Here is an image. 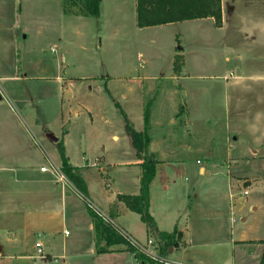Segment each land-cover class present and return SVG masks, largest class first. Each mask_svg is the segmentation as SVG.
<instances>
[{
	"label": "crops",
	"instance_id": "crops-1",
	"mask_svg": "<svg viewBox=\"0 0 264 264\" xmlns=\"http://www.w3.org/2000/svg\"><path fill=\"white\" fill-rule=\"evenodd\" d=\"M33 1L36 0H0V264H143L124 243L106 246L101 240L100 245L108 250L97 252L92 220L79 191L72 183L66 188L50 166L41 164L40 174H34L35 161L39 159L59 167V162L54 161L57 155L51 157L43 144L45 141L56 151L58 137L36 122L32 111L27 109L30 78L47 80L45 84H51L49 88L55 89L61 100L65 98L68 111L73 114L80 108L90 110L77 100L73 102L76 94L95 96L105 90L114 98L115 90L127 86L130 94L122 92L123 108L119 105L129 117L142 114L145 94L157 92L160 81L169 80L168 87L162 86L160 90L167 91L170 101L167 121L172 124L165 128L162 121L152 116L150 119L149 114L147 129L150 136L147 153L157 159L149 184V212L158 229H177L180 233L177 243L167 249L170 253L167 257L179 264H264V232L259 234L249 229L251 226H245L243 216L240 225L234 224L236 204V209L241 210L245 202L252 208L257 203V198L255 201L235 198L239 193L236 180L245 179L249 188L253 185L264 194V0H220V25L211 16L136 25L143 47L137 53L142 64L128 65L123 74L116 72L106 81L90 83L81 82L88 76L76 73L74 65L65 73L64 65L68 67L65 47H58L57 51L51 44L53 55L38 56L28 63L27 58L20 61V52L22 49L26 52L27 48L28 25L32 24L27 22L30 20L27 9ZM133 4L136 11V0ZM70 15L77 20L87 16ZM43 18L42 24L48 19ZM165 27H169L167 44L159 33ZM55 37L61 41L60 36ZM55 37L44 36L45 42H54ZM1 53H7L6 57ZM175 55L182 56L177 72L173 71ZM34 65L39 68L28 73L29 66ZM191 77L212 80L208 84L220 89L223 115L220 142L226 145L225 157H207L204 151L202 156L195 157L194 167L189 165L193 161L180 159L177 150L196 148L198 125L215 117L210 114L207 120L193 117L191 107L183 103L187 88L182 81ZM204 88L210 89L207 85ZM180 110L182 117L177 121L175 116ZM176 122L180 126L175 130L172 126ZM152 127L159 132L152 133ZM202 131L201 141L204 140L206 150L207 128L203 126ZM82 135L86 149V137ZM62 136H69V130ZM112 138L117 135L112 134ZM62 142L69 160L63 138ZM141 160L137 153L134 159L117 160L114 164L123 166L119 174L124 176L126 170H133L134 174L120 188L112 189L107 183L102 187L100 183L97 191L91 189L85 168L74 165L85 181L88 199L101 207L104 215L109 214L114 226L133 237L141 234L136 229L147 237L150 233L139 213L117 200V195L138 192ZM204 176L213 177L210 186ZM224 196L226 203H222ZM113 203L116 209H112ZM137 222L141 224L139 227ZM35 241L41 242V255L37 254Z\"/></svg>",
	"mask_w": 264,
	"mask_h": 264
},
{
	"label": "rangeland",
	"instance_id": "rangeland-1",
	"mask_svg": "<svg viewBox=\"0 0 264 264\" xmlns=\"http://www.w3.org/2000/svg\"><path fill=\"white\" fill-rule=\"evenodd\" d=\"M62 1L36 0L30 3L29 9L35 12L27 9V16L30 17L27 22L32 24L28 25L27 48L26 52L23 49L20 52V61L27 58L28 63L38 56L48 57L50 54L53 55L55 52L50 50L51 44L56 46L57 51L59 50L58 47H65L68 53L65 63L68 64V67L65 68L66 65H64L63 70L66 73L67 69L74 65L76 73L87 74L88 76L87 79L81 80V82L88 81L89 83L92 80L106 81L116 72L123 74L128 65L140 66L142 64L139 60L141 58L137 55L138 52L143 50V47L139 44L142 42L141 36L138 37L136 34V11L133 0H103L100 3L98 16L87 15L82 20L72 17L70 15L72 13L64 12ZM40 14L42 15L40 16ZM43 17L48 19L42 24L40 19ZM38 24H41V26ZM168 28L159 29L161 40L166 44L168 42ZM51 35L54 37L60 36L61 41L55 37L54 42H45L44 36L48 37ZM6 55L7 53H1L2 57H6ZM9 56H11L10 53ZM11 58L13 57L11 56ZM188 59H191V57H188ZM29 67L27 72L31 74L39 68L36 65ZM200 78L191 77L182 81L187 88L185 89L187 94L184 96L183 103L191 107L193 117L207 120V116L210 114V116L215 118L210 117L203 122L204 124L198 125L200 127L196 133L201 137L198 136L196 148L189 151L185 149L177 150V155L180 159L193 161L189 163V165L192 164V167H194L195 157L202 156L204 151H206L205 155L207 157L213 155L225 157L226 155V145L220 142L223 138L221 91L220 89L219 91L214 89L212 85L208 84L212 80ZM160 82L161 85L158 84L157 92L145 94L143 110L148 105L150 119L152 116L154 120L162 121L165 128H167V125L172 124L167 121V116L170 113V101L168 100L166 89H160L162 86L164 88L168 87L169 80L164 79ZM45 83H47V80L27 79V109L32 111L31 114H33L36 122H41V126L50 129L59 140L63 138L67 152L70 154L69 160L71 164L85 168L84 172L92 190L97 191L100 183H102V187L107 183L112 189L117 188L116 186L119 187V185L123 186V181L129 179L134 172L133 170H126L127 173L123 176L118 173L123 171V166L119 167L114 163L119 159H134L137 153L132 143L131 135L126 129V123L129 121L133 128L138 131L144 127L143 112L139 116L131 115L129 117L122 111L123 98L121 94L122 92L130 94L128 87L123 86L115 90L113 94L115 99L110 97L105 90L95 93V96L87 94L78 96L76 94V97L72 99L73 102L77 100L84 107H90V110L87 112L85 109L80 108L77 114H73V112L68 111L65 98L63 97L61 100L60 94L57 95L55 89L49 88L51 84L46 85ZM205 85L211 90L205 89ZM216 92H219V94ZM16 106L19 107L18 104ZM130 114H135V112ZM181 117L182 111L180 110L175 118L179 121ZM60 123L62 127H60ZM178 126L180 125L176 122L172 127L176 130ZM203 126L207 128V134H204L207 135L206 150L203 147L204 140L201 141V138H203ZM66 129L69 130V136L64 138L62 135ZM150 130L152 133L154 131L159 132L158 129L153 127ZM36 134L38 136V133ZM82 134L85 135L87 143V148L83 150L81 147ZM112 134H116L117 138L113 139ZM43 144L48 148L51 157L54 158L57 155L54 161L56 163L59 162L60 167L58 144L56 143V151H53L51 145L48 147L45 141H43ZM35 162V175L40 174L39 166L41 164L50 166V169L53 170L47 160L39 159ZM102 167L105 168L104 171ZM99 177L102 181L99 180ZM204 180L210 186L213 177L204 176ZM63 181L62 184L68 188L67 184L71 182L66 176H64ZM236 183L239 193L235 198L242 197V200L247 199L248 201L250 199L255 201V198H257V203L253 205L255 208H252L248 207L245 202L244 208L237 210V201H235L234 217L236 222L234 224L236 226L240 225L242 223L240 219L243 216L245 217L244 225L251 226L249 229L253 228V230L255 229L261 234V232H264V194H262L263 192H257L253 185L249 188L245 179L236 180ZM218 188H220V185ZM242 188H249V193L241 195L240 191ZM222 203H226L225 196ZM99 209L106 213L101 207ZM226 219L228 221V212L224 213L225 223ZM107 221L114 225L113 220L109 216ZM115 221L116 224L121 225L118 220ZM140 225V222H137L136 226L139 227ZM136 230H139L141 234L135 235L134 238L140 242H145L148 237H151L154 244L155 242L157 244V251L161 253L162 242L156 234L150 233V236L147 237L141 229ZM161 254L168 256L170 253L166 251ZM158 264L163 263L159 262Z\"/></svg>",
	"mask_w": 264,
	"mask_h": 264
},
{
	"label": "trees",
	"instance_id": "trees-1",
	"mask_svg": "<svg viewBox=\"0 0 264 264\" xmlns=\"http://www.w3.org/2000/svg\"><path fill=\"white\" fill-rule=\"evenodd\" d=\"M62 3L64 12L92 16H98L100 13V0H63ZM207 16L213 17L217 25L221 24L220 0H136V23L140 27ZM181 64L182 56L175 55L173 71H179ZM147 106L143 110L144 127L142 130H135L128 122L126 123V129L131 135L137 154L142 158L139 163V190L136 194H118L117 200L124 202L130 210L139 213L149 233H155L162 242L160 249L161 253H164L171 245L177 243L180 233L177 229H173L172 231L158 229L154 217L149 212V184L155 174L157 159L152 154H147L150 142V136L147 133L149 127V109ZM57 144L60 157V170L79 191L86 203L93 224L97 252L108 250L106 247L100 245L101 240H104L106 246L124 243L127 245L126 249L133 253L134 257L143 264H158V261L151 259L129 245L119 228L112 225V223L105 220L88 206L86 202L88 194L85 181L77 170V167L69 162L62 140L58 139ZM112 209H116L115 203L112 204Z\"/></svg>",
	"mask_w": 264,
	"mask_h": 264
},
{
	"label": "built area",
	"instance_id": "built-area-1",
	"mask_svg": "<svg viewBox=\"0 0 264 264\" xmlns=\"http://www.w3.org/2000/svg\"><path fill=\"white\" fill-rule=\"evenodd\" d=\"M197 162H200V160L197 159ZM52 168H53V170H51V171L58 176V179L60 181H63L64 175L61 172L60 167L54 165V166H52ZM42 169H44V168H42ZM247 193H248L247 188H242V190L240 191L241 195H246ZM233 196L234 195L231 194V197H233ZM86 202L91 209H93L96 213L100 214L105 220H107V216L104 215V213L95 204H93L89 199H86ZM119 230L129 245L134 247L136 250L144 253L145 255L150 257L151 259L158 261V262H161L163 264H179V262L172 260V259L168 258L167 256L159 253L156 249L157 244H156V242L154 244V241L151 237H148L145 242H140L136 238L131 236L129 233H127L121 229H119ZM64 232L67 233V231H64ZM35 246L37 248L36 249L37 254L41 255L43 253L41 242L35 241Z\"/></svg>",
	"mask_w": 264,
	"mask_h": 264
},
{
	"label": "water",
	"instance_id": "water-1",
	"mask_svg": "<svg viewBox=\"0 0 264 264\" xmlns=\"http://www.w3.org/2000/svg\"><path fill=\"white\" fill-rule=\"evenodd\" d=\"M81 147H82V150L84 149V141H83V136H82V139H81Z\"/></svg>",
	"mask_w": 264,
	"mask_h": 264
}]
</instances>
